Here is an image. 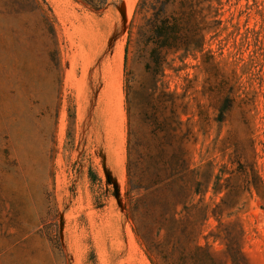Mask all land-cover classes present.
I'll list each match as a JSON object with an SVG mask.
<instances>
[{
	"label": "rangeland",
	"instance_id": "obj_1",
	"mask_svg": "<svg viewBox=\"0 0 264 264\" xmlns=\"http://www.w3.org/2000/svg\"><path fill=\"white\" fill-rule=\"evenodd\" d=\"M138 1L94 12L45 0L51 33L34 0H0V264H151L160 209L129 208L126 172L128 147L149 134H187L175 148L209 212L197 242L224 259L220 205L246 264H264L250 185L264 180V0H196L203 51H166L157 74L145 69Z\"/></svg>",
	"mask_w": 264,
	"mask_h": 264
},
{
	"label": "trees",
	"instance_id": "obj_2",
	"mask_svg": "<svg viewBox=\"0 0 264 264\" xmlns=\"http://www.w3.org/2000/svg\"><path fill=\"white\" fill-rule=\"evenodd\" d=\"M92 11L103 10L106 0H81ZM196 0H139L134 16L141 24L136 26L141 44L147 49V72L157 74L163 64L166 51L201 53L204 46L203 29L199 28ZM210 2L211 0H205ZM41 12V22L51 33H55V20L45 0H34ZM169 11L170 7L176 6ZM146 115V114H145ZM148 114L145 116V120ZM155 116L152 117V119ZM149 120V119H148ZM155 121V120H153ZM187 140V134H149L136 145L128 147L126 172L130 191L127 193L129 208L133 211L145 209L147 201L160 209L153 225L154 238L144 244L151 264L159 258V264H246L238 242L241 230L233 231L232 224L224 226L219 217L220 205L211 212L217 221L222 236H215L224 245V259L217 258L207 246L197 239L203 221L208 217V208L193 203L199 196L203 184L193 178L190 161L184 151L175 148ZM166 148L171 149L168 153ZM255 177V176H254ZM250 185L255 190L264 210V180L257 178ZM207 192L210 182H206ZM215 183L214 194L220 193ZM224 205V202L221 201ZM148 205V204H147ZM149 231L146 223H142ZM139 237L138 234H136Z\"/></svg>",
	"mask_w": 264,
	"mask_h": 264
}]
</instances>
